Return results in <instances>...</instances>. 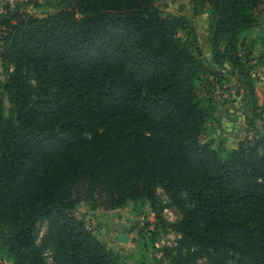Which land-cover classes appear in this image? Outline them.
Instances as JSON below:
<instances>
[{
	"label": "trees",
	"instance_id": "16d2710c",
	"mask_svg": "<svg viewBox=\"0 0 264 264\" xmlns=\"http://www.w3.org/2000/svg\"><path fill=\"white\" fill-rule=\"evenodd\" d=\"M195 1L210 9L212 60L192 18L154 0L5 5L0 253L11 264H47L46 252L55 264H127L77 207L149 202L158 218L166 206L159 189L182 212L172 224L179 255L264 264V109L247 118L262 123L253 138L220 151L201 139L215 107L200 98L225 80L226 62L250 82L239 53L244 31L264 26V0ZM39 222L47 224L40 242Z\"/></svg>",
	"mask_w": 264,
	"mask_h": 264
},
{
	"label": "rangeland",
	"instance_id": "374dc122",
	"mask_svg": "<svg viewBox=\"0 0 264 264\" xmlns=\"http://www.w3.org/2000/svg\"><path fill=\"white\" fill-rule=\"evenodd\" d=\"M9 0H0V14ZM24 1V0H18ZM45 0H39L44 2ZM154 3L165 13L186 14L190 16L200 36L204 54L212 60L214 47L212 42L211 13L208 6L197 4L195 0H154ZM27 9L38 15H46L51 11L47 6ZM260 9H264V3ZM264 13L258 17L263 22ZM247 36L246 45L240 49V57L245 62L246 70L251 74L248 83L238 79L234 73L236 68L226 62L221 71L225 80L214 79L210 86H205L200 98L208 104L211 100L215 107L214 117L202 135V141L210 142L220 151H232L240 141L253 138L261 128V121L249 125L248 117L264 109V26L258 25L244 31ZM1 38V34H0ZM1 45V42H0ZM220 47H223L221 45ZM5 79V72L0 59V81ZM10 104L7 109L10 110ZM115 125L109 123L106 128ZM159 200L166 206L159 217L153 212L149 202L129 201L123 208L91 209L87 203L81 202L77 207L78 217H84L93 234L107 248L127 255V264H211L203 253L195 255L178 254L176 246L180 235L173 230L172 224L181 218V210L172 205L162 189L157 190ZM39 237L42 240L47 229L46 222L38 223ZM128 237L127 242L120 240V235ZM47 264H55L50 252H46ZM180 261V262H179ZM5 255L0 253V264H10Z\"/></svg>",
	"mask_w": 264,
	"mask_h": 264
},
{
	"label": "water",
	"instance_id": "95a60500",
	"mask_svg": "<svg viewBox=\"0 0 264 264\" xmlns=\"http://www.w3.org/2000/svg\"><path fill=\"white\" fill-rule=\"evenodd\" d=\"M120 240L123 242H127L128 241V237L125 234H121L120 235Z\"/></svg>",
	"mask_w": 264,
	"mask_h": 264
},
{
	"label": "built area",
	"instance_id": "2783aa9c",
	"mask_svg": "<svg viewBox=\"0 0 264 264\" xmlns=\"http://www.w3.org/2000/svg\"><path fill=\"white\" fill-rule=\"evenodd\" d=\"M18 0H9V4H14L15 2H17ZM1 39V38H0ZM1 42V41H0ZM11 264V263H10Z\"/></svg>",
	"mask_w": 264,
	"mask_h": 264
},
{
	"label": "crops",
	"instance_id": "0c3cea01",
	"mask_svg": "<svg viewBox=\"0 0 264 264\" xmlns=\"http://www.w3.org/2000/svg\"><path fill=\"white\" fill-rule=\"evenodd\" d=\"M1 59V58H0ZM123 208V207H122ZM99 209H101V208H99ZM99 209H97V210H99ZM116 210V209H115Z\"/></svg>",
	"mask_w": 264,
	"mask_h": 264
}]
</instances>
